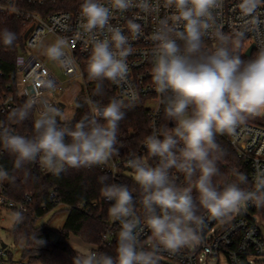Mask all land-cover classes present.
I'll return each instance as SVG.
<instances>
[{
	"label": "clouds",
	"instance_id": "1",
	"mask_svg": "<svg viewBox=\"0 0 264 264\" xmlns=\"http://www.w3.org/2000/svg\"><path fill=\"white\" fill-rule=\"evenodd\" d=\"M262 3L264 0H239L237 5L242 23L236 37L257 35L254 55L242 59L236 52L240 45L218 28L212 33L218 43L212 50L203 47V37L213 27L214 12L223 8L224 0H163V8L174 11L160 20L152 35L155 46L151 50V76L156 92L163 98L165 116L174 122V127L159 135L154 131L144 139L149 155L159 159L155 167L139 158L127 162L141 188L143 223L151 232V250L139 247L136 229L141 218L134 211V198L128 186L105 184L101 194L112 202L108 214L121 224L116 257L76 249L73 264H159L161 250L175 254L199 243L197 229L203 218L197 215L198 207L212 218L223 219L248 202L264 206V169L257 168L252 190L235 182L222 187L213 183V177L219 175V156H213L219 150L216 135H232L249 117L264 116V20L258 15ZM109 4L111 8L98 0H83L80 6L84 32L110 33V39H93L87 78L128 83L127 57L131 46L128 36L110 25L111 9L126 11L135 6L147 13L152 8L149 0H109ZM127 29L134 39L142 34L141 24L135 18L127 21ZM16 39L15 32L7 28L0 31L4 46H13ZM67 47L68 41L58 37L43 52L48 59L63 62ZM41 88L50 96L55 83L37 76L28 88L21 81L17 95L28 99L9 114V119L23 121L39 105L33 136L14 134L6 127L0 129V144L15 156L14 167L20 169L28 162L38 161L42 169L59 175L66 166L81 168L107 162L115 150L119 122L125 115L122 101L113 98L103 109H95L90 119H82L74 127H60L57 117L64 119V115L41 93ZM99 89L98 83V93ZM135 99L133 94L132 100ZM172 168L184 173L189 186H175L169 175ZM237 178L241 184L248 183L243 173H238ZM8 179L9 173L0 168V181ZM105 179L100 177L101 181ZM193 183L198 192L196 199L192 195ZM21 219L17 213L16 220ZM43 243L41 240L40 245Z\"/></svg>",
	"mask_w": 264,
	"mask_h": 264
},
{
	"label": "built area",
	"instance_id": "2",
	"mask_svg": "<svg viewBox=\"0 0 264 264\" xmlns=\"http://www.w3.org/2000/svg\"><path fill=\"white\" fill-rule=\"evenodd\" d=\"M98 2L111 8L109 0H98ZM162 2L163 0H160L157 4V0H149L152 10L147 13L135 6L126 11L111 9L109 21L112 27L120 28L128 36L131 46V54L127 57L128 83L115 84L110 81L108 89L112 93L111 99L116 98L122 101L123 106H142L146 110L149 120L150 135L154 131L159 135L163 130H171L174 127V122L165 116L163 98L156 92L151 76V50L155 46L152 35L158 28L160 20L165 16H170L174 11V9L163 8ZM82 3L83 0H0V22L5 23L9 18H14L26 26L24 43L19 46L12 69L4 67L0 50V116H8L12 109L21 107V101L27 100L28 97L17 95L19 83L23 81L26 87L31 88L32 80L37 76L41 79L54 81L55 88L50 96L43 88L40 89L54 107H66L64 100L59 97L63 92H72L76 99V105L79 95H83L87 100L90 119L95 109H103L110 102H93V91L98 81L88 80L86 72L93 39H110V33L106 30L103 33L97 31L95 34L84 32L81 26L84 23L80 10ZM238 3L239 0H224L223 8L214 12L213 27L203 37V47L212 50L218 43L212 36V33L218 28L230 36L234 44L240 45L236 48V52L241 57L248 59L257 50V35L248 33L243 39L236 37V33L241 30L239 26L242 23L237 8ZM258 15L261 20H264V3L258 8ZM134 18L142 28V34L137 39H134L127 29V21ZM28 30L29 32L25 36ZM261 32L264 33V24L261 25ZM49 34L68 41L65 58L63 62L54 61L55 68L48 57L33 51ZM249 49H251L250 55H248ZM56 68L63 72L64 78L58 75ZM133 94L136 97L134 101L132 100ZM33 108L36 114L40 113L39 105ZM71 120L57 121L60 127H68ZM3 127L19 135L16 123L0 122V129ZM221 136L229 142L248 169L247 184H241L236 178L240 171L239 168L234 170L236 176L233 175L227 183L235 182L241 188L252 190L257 168L264 169V123L258 121V117H249L236 127L232 135ZM4 153L5 149L0 144V168L7 171L3 162ZM133 158H139L152 167L159 163L157 157L149 155L144 140H142L135 151L131 153L113 152L107 162L98 165L116 175L125 170V167L129 168L127 162ZM37 165L43 172L51 174V172L42 169L38 161ZM67 168L71 167L66 166L65 169ZM169 175L177 188L183 189L189 186L184 173L179 172L176 168L170 169ZM194 177L192 178L193 182L195 181ZM8 182L9 179L0 181V202L5 203L13 210L27 211L33 202L32 193L26 192L22 200H13L6 194ZM216 184L222 187L226 182L221 180ZM192 187V195L196 199L194 183ZM50 195L54 198L56 192L52 191ZM133 198L134 211L141 218V224L136 229L139 233V247L151 250V232L143 223V205L140 203V197ZM103 199L107 203H112L104 197ZM261 210L262 206L257 207L248 202L238 211L229 214L228 217L216 219L203 209L199 213L197 212V215L203 218V224L197 229L199 243L193 247L182 248L175 254L161 250L158 252L159 260L169 264H210L211 261L221 264V257H223L229 264H264V213ZM120 228V222L109 216L108 230L103 234L102 243L94 246V252L99 254L102 245H112L115 238H118L116 231ZM9 250L7 244L5 246L2 244L0 264H8Z\"/></svg>",
	"mask_w": 264,
	"mask_h": 264
},
{
	"label": "trees",
	"instance_id": "3",
	"mask_svg": "<svg viewBox=\"0 0 264 264\" xmlns=\"http://www.w3.org/2000/svg\"><path fill=\"white\" fill-rule=\"evenodd\" d=\"M5 28L17 35V39L11 47H6L0 42L4 67L12 69L19 46L24 43L26 26L18 19L9 18L5 23L0 22V31ZM242 59L247 58L242 57ZM98 83L100 84L99 93L97 92ZM109 83V80L97 82L92 97L94 103H108L111 100L112 93L108 89ZM25 102L26 100L23 99L21 106ZM121 110L125 115L119 122L114 152L131 153L138 148L145 137L150 135L149 120L146 110L142 106H122ZM85 118H89L87 100L83 95H79L76 114L68 127H74L78 121ZM35 119L34 108L28 118L23 121L11 120L9 115L0 116V122L16 123L19 135L25 137L34 135ZM258 121L264 123V116H258ZM66 139L69 138L66 137ZM215 141L219 150L213 153V156H219V159L216 160L219 175L213 177V183L216 184L221 180L227 183L235 174L236 168L240 169L239 173L248 177V169L229 142L220 134L216 135ZM14 161L15 156L5 150L3 162L9 173L6 194L13 200H22L26 192H31L33 195V202L27 211L14 210L16 214L20 213L22 219L19 222L16 221L10 230L16 242L21 239L26 242V247L22 251L21 264H73V258L77 255V251L66 241L71 234L77 235L82 241L93 246L101 244L103 234L108 230V209L111 206V203L105 202L101 194V188L105 184L127 185L133 197L139 198L141 194V188L133 179V170L130 167H125V170L113 175L97 164L91 167L67 168L59 175H55L40 170L37 162H28L22 168L16 169ZM198 175L197 172L194 178L196 179ZM100 177L107 179L101 181ZM52 191L56 192L54 198L50 195ZM195 194L198 197L196 190ZM59 204L63 205L59 210H68V216L62 227L53 228L48 223H38L41 216L57 208ZM202 210V207H198V213ZM261 212L264 213V206H262ZM53 231L58 232L64 239L52 238ZM117 239L115 238L112 245H102L100 253H106L115 258ZM41 240L44 243L40 245ZM9 252L8 264H15L11 249ZM159 264L169 263L159 260Z\"/></svg>",
	"mask_w": 264,
	"mask_h": 264
},
{
	"label": "rangeland",
	"instance_id": "4",
	"mask_svg": "<svg viewBox=\"0 0 264 264\" xmlns=\"http://www.w3.org/2000/svg\"><path fill=\"white\" fill-rule=\"evenodd\" d=\"M57 37L53 34L47 35L41 43L38 44V46L33 50L35 53L43 54V49L48 44L53 43ZM45 56V55H44ZM47 57V56H45ZM52 64L55 68V62L52 61ZM56 72L58 75L62 78H64L63 72L59 68H56ZM59 97L64 100L66 103V107L59 106L58 109L63 113L64 119H61L60 117H57V120H70L73 119L76 114V99L72 92H63L59 95ZM39 116V113L36 114V118ZM63 205L59 204L57 208H54L48 212H46L43 216H41L38 219V223H48L50 227L53 228H60L63 226L64 222L66 221V218L68 216V210L61 209ZM57 210V211H56ZM16 212L10 208L8 205H6L3 202H0V248L3 243H6L13 252V257L16 261L15 264H21V258H22V251L26 247V242L24 239L19 240L16 242L14 239V236L10 232V230L13 228V226L16 224ZM120 230L116 231V236L118 237V233ZM51 237L57 240L64 239L58 232L53 231L51 233ZM69 243H71L76 249H79L81 252L83 251H94L95 247L91 244H88L84 241H82L81 238H79L77 235L72 234L68 239H66ZM210 264H217L216 261H211ZM221 264H229V262L221 257Z\"/></svg>",
	"mask_w": 264,
	"mask_h": 264
},
{
	"label": "water",
	"instance_id": "5",
	"mask_svg": "<svg viewBox=\"0 0 264 264\" xmlns=\"http://www.w3.org/2000/svg\"><path fill=\"white\" fill-rule=\"evenodd\" d=\"M29 30H30V29H29ZM29 30L26 32L25 36H27ZM250 53H251V49L248 50V55H250ZM5 245H6V243H3V246H5Z\"/></svg>",
	"mask_w": 264,
	"mask_h": 264
},
{
	"label": "crops",
	"instance_id": "6",
	"mask_svg": "<svg viewBox=\"0 0 264 264\" xmlns=\"http://www.w3.org/2000/svg\"><path fill=\"white\" fill-rule=\"evenodd\" d=\"M71 235H72V234H71ZM71 235H70V236H71ZM70 244H71V243H70ZM71 245H72V244H71ZM72 246H73V245H72ZM73 247H74V246H73Z\"/></svg>",
	"mask_w": 264,
	"mask_h": 264
}]
</instances>
